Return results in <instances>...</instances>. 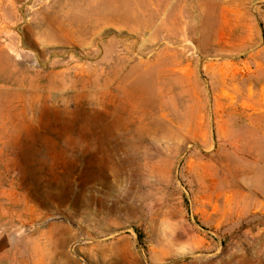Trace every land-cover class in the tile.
Segmentation results:
<instances>
[{
    "label": "rangeland",
    "instance_id": "rangeland-1",
    "mask_svg": "<svg viewBox=\"0 0 264 264\" xmlns=\"http://www.w3.org/2000/svg\"><path fill=\"white\" fill-rule=\"evenodd\" d=\"M0 264H264V0H0Z\"/></svg>",
    "mask_w": 264,
    "mask_h": 264
},
{
    "label": "bare ground",
    "instance_id": "bare-ground-1",
    "mask_svg": "<svg viewBox=\"0 0 264 264\" xmlns=\"http://www.w3.org/2000/svg\"><path fill=\"white\" fill-rule=\"evenodd\" d=\"M151 1L154 2V0H151ZM12 2H13V0H12ZM156 3H157V2H156ZM156 3H155V4H156ZM160 3H161V2H160ZM156 5H157V4H156ZM162 6H163V5H162ZM161 9H162V8H160V7L157 8L158 11H160ZM161 12H162V11H161ZM161 12H160V13H161Z\"/></svg>",
    "mask_w": 264,
    "mask_h": 264
}]
</instances>
